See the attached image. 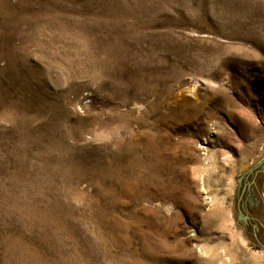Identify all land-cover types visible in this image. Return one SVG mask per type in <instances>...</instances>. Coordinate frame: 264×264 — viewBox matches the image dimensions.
<instances>
[{
    "label": "rangeland",
    "instance_id": "rangeland-1",
    "mask_svg": "<svg viewBox=\"0 0 264 264\" xmlns=\"http://www.w3.org/2000/svg\"><path fill=\"white\" fill-rule=\"evenodd\" d=\"M0 264H264V0H0Z\"/></svg>",
    "mask_w": 264,
    "mask_h": 264
}]
</instances>
